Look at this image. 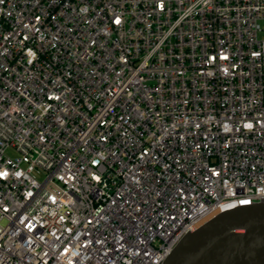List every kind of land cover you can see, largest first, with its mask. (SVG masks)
Masks as SVG:
<instances>
[{"label": "built area", "instance_id": "2783aa9c", "mask_svg": "<svg viewBox=\"0 0 264 264\" xmlns=\"http://www.w3.org/2000/svg\"><path fill=\"white\" fill-rule=\"evenodd\" d=\"M263 202L264 0H0V264H164Z\"/></svg>", "mask_w": 264, "mask_h": 264}, {"label": "water", "instance_id": "95a60500", "mask_svg": "<svg viewBox=\"0 0 264 264\" xmlns=\"http://www.w3.org/2000/svg\"><path fill=\"white\" fill-rule=\"evenodd\" d=\"M164 264H264V202L222 213L188 233Z\"/></svg>", "mask_w": 264, "mask_h": 264}, {"label": "rangeland", "instance_id": "374dc122", "mask_svg": "<svg viewBox=\"0 0 264 264\" xmlns=\"http://www.w3.org/2000/svg\"><path fill=\"white\" fill-rule=\"evenodd\" d=\"M2 225H5V222H2Z\"/></svg>", "mask_w": 264, "mask_h": 264}]
</instances>
